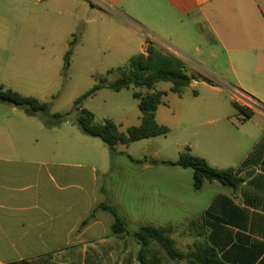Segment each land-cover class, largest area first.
<instances>
[{"label": "crops", "instance_id": "obj_1", "mask_svg": "<svg viewBox=\"0 0 264 264\" xmlns=\"http://www.w3.org/2000/svg\"><path fill=\"white\" fill-rule=\"evenodd\" d=\"M86 1L140 38L139 54L150 38L184 63L264 71V0ZM238 92L264 105V94ZM233 99L248 108L247 99ZM35 125L22 128L14 107L0 111V264H138L133 237L112 234L114 218L101 208L111 205L94 168L55 161L57 145L47 134L52 129ZM233 135L235 146L227 152L201 158L218 170L231 169L241 183L236 189L204 183L194 190L206 196L197 218L184 223L185 232L169 227L180 251L200 243L223 264H264V111L241 116ZM159 253L163 264L187 262Z\"/></svg>", "mask_w": 264, "mask_h": 264}, {"label": "rangeland", "instance_id": "obj_2", "mask_svg": "<svg viewBox=\"0 0 264 264\" xmlns=\"http://www.w3.org/2000/svg\"><path fill=\"white\" fill-rule=\"evenodd\" d=\"M0 7L6 19L0 22V87L46 103V117L59 114L67 118L47 131L57 145L53 159L94 168L109 205L131 231L143 226L180 225V232H185L184 223L197 218L205 192L195 193L191 169L156 162H176L183 153L199 158L213 152L221 155L235 146L233 134L240 127L241 115L233 106V98L247 99L248 108L260 107L238 91L264 94V71L215 69L186 61L187 73L197 79L181 95L172 93L169 83L154 87L165 93L155 120L168 133L119 144L111 153L100 139L82 134L73 124L74 103L100 85L102 78L108 84L114 82L119 70L139 54L140 38L104 18L86 0H9ZM135 92L146 91L132 87L113 92L102 88L83 100L81 107L94 115L95 123L110 120L126 133L141 123ZM11 108L0 102V111ZM16 110L22 128L43 126L39 117ZM44 142L39 138V143ZM177 239L184 242L182 235ZM193 250L181 248L184 254Z\"/></svg>", "mask_w": 264, "mask_h": 264}, {"label": "trees", "instance_id": "obj_3", "mask_svg": "<svg viewBox=\"0 0 264 264\" xmlns=\"http://www.w3.org/2000/svg\"><path fill=\"white\" fill-rule=\"evenodd\" d=\"M73 43L74 40L71 44ZM69 56L70 52L65 56L66 67L69 66ZM119 71V77L114 82L108 84L107 79L102 78L100 85L93 87L74 103L76 116L73 119V124L77 126L82 134L100 139L111 153H115V148L119 144L128 145L168 133V129L159 125L155 120V113L159 105L162 104V98L165 95L162 91L154 90L156 84L169 83L171 84L170 91L176 95H181L183 90L197 79L194 75L187 73L186 65L182 60L150 41H147L145 54L132 57L128 66ZM204 80L210 83L209 80ZM132 87L143 89L146 92L145 94L140 92L133 94V97L138 100V108L142 113L141 123L136 127L127 129L126 133L120 132L119 127L110 120H106L102 124L95 123L94 115L81 107L83 100L94 95L102 88L120 92ZM0 102L22 109L28 116L39 117L47 129L58 127L67 121L66 117L59 114L46 117L44 115L48 110L46 103L39 102L32 97L22 96L9 89H4L2 86L0 87ZM233 106L243 120L250 119L255 110L264 111V105L262 104H259L260 107L255 109L240 106L237 102H233ZM157 164L191 169L193 172V188L196 191L201 190L206 182H217L224 187L236 189L242 181L234 176L231 169L218 170L210 166L204 159L188 153L181 154L176 162L158 161ZM101 208L108 211L114 218L111 227L114 236L124 240L126 236L131 235L139 245L138 264H163L160 251L171 261H187L189 264H223L218 260L214 250L200 243H195V249L190 253L184 254L179 251L172 238L173 228L171 227L143 226L131 231L113 206L102 205ZM197 233V237H201V233ZM196 242L202 241L198 239Z\"/></svg>", "mask_w": 264, "mask_h": 264}, {"label": "built area", "instance_id": "obj_4", "mask_svg": "<svg viewBox=\"0 0 264 264\" xmlns=\"http://www.w3.org/2000/svg\"><path fill=\"white\" fill-rule=\"evenodd\" d=\"M147 41H150V42H152V39L148 38V39H147Z\"/></svg>", "mask_w": 264, "mask_h": 264}]
</instances>
